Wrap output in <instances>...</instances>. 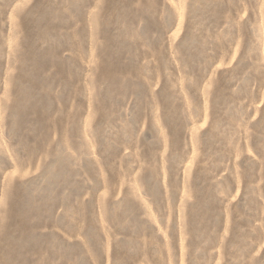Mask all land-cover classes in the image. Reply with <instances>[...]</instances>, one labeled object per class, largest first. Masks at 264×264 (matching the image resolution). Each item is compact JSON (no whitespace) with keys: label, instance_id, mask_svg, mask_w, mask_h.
<instances>
[{"label":"rangeland","instance_id":"rangeland-1","mask_svg":"<svg viewBox=\"0 0 264 264\" xmlns=\"http://www.w3.org/2000/svg\"><path fill=\"white\" fill-rule=\"evenodd\" d=\"M0 264H264V0H0Z\"/></svg>","mask_w":264,"mask_h":264}]
</instances>
